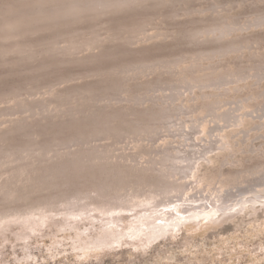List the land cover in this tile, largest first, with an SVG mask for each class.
I'll return each mask as SVG.
<instances>
[{
	"label": "rangeland",
	"instance_id": "1",
	"mask_svg": "<svg viewBox=\"0 0 264 264\" xmlns=\"http://www.w3.org/2000/svg\"><path fill=\"white\" fill-rule=\"evenodd\" d=\"M263 174L264 0H0V264H264Z\"/></svg>",
	"mask_w": 264,
	"mask_h": 264
},
{
	"label": "bare ground",
	"instance_id": "2",
	"mask_svg": "<svg viewBox=\"0 0 264 264\" xmlns=\"http://www.w3.org/2000/svg\"><path fill=\"white\" fill-rule=\"evenodd\" d=\"M230 119L225 117L224 119L220 120L219 122H216L212 128L209 130L211 135L212 134H215L217 129L221 128L226 122H228ZM226 121V122H224ZM224 122V123H223ZM181 129L183 131H186L185 133V136L186 137H191L192 139L194 138L193 134H194V131L196 130V127L195 125L191 126L189 129L187 127H181ZM188 129V130H187ZM195 139V138H194ZM193 139V140H194ZM193 151L195 154H197V150L195 148H193ZM189 152V151H188ZM164 153V152H163ZM176 153V152H174ZM194 153H185V154H173V153H170V152H166V154L164 155V159L166 160L165 162V165L167 164V169L169 172H178L180 173L181 176H188L190 175L191 173V169L195 163V160L197 158V155H195ZM163 155V154H162ZM162 157V156H161ZM162 159V158H161ZM157 161V160H156ZM159 161V160H158ZM162 163V161H159ZM158 162V163H159ZM164 162V161H163ZM163 164V163H162ZM164 165V164H163ZM158 166V165H157ZM161 166V165H160ZM163 167V166H162ZM160 168V167H158ZM157 168V169H158ZM164 168V167H163ZM167 171V172H168ZM168 172V173H169ZM162 173V172H160ZM166 173V172H165ZM168 176V175H167ZM183 177V178H184ZM257 181V182H256ZM260 181V182H259ZM260 185V188H262V190H264V174L263 176L261 177H258L252 181H249L247 183H243V184H239V185H236L235 187H233L232 189L230 190H226L225 192H222L218 195L219 199H220V203H221V206L223 208H226L230 205V203H232V200L234 199V197H236L237 195H240L242 192H244L245 190H247L249 187H255V186H258ZM186 188V187H184ZM162 196L160 198V201L163 200V201H166V200H175V199H185L187 196L185 195V192L183 189L181 190H176V191H173V190H163L162 191ZM192 197L190 198H211V196L209 195L208 192H195L194 194L191 195ZM212 200V199H211ZM216 201V200H213V202ZM169 202V201H168ZM198 207V206H197ZM191 209L186 207V211L189 212ZM204 211H207L205 208H202L199 207L195 210L196 213H199V212H204ZM155 218V217H154ZM152 220V219H151ZM150 220V221H151ZM152 222V221H151Z\"/></svg>",
	"mask_w": 264,
	"mask_h": 264
}]
</instances>
